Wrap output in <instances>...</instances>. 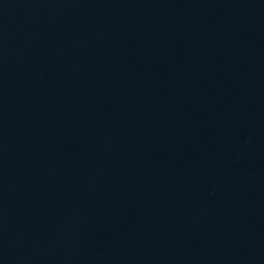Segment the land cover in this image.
<instances>
[{
	"label": "water",
	"instance_id": "water-1",
	"mask_svg": "<svg viewBox=\"0 0 264 264\" xmlns=\"http://www.w3.org/2000/svg\"><path fill=\"white\" fill-rule=\"evenodd\" d=\"M0 264H264V0H0Z\"/></svg>",
	"mask_w": 264,
	"mask_h": 264
}]
</instances>
